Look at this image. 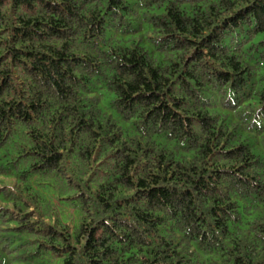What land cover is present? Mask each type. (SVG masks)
Here are the masks:
<instances>
[{
    "label": "trees",
    "instance_id": "obj_1",
    "mask_svg": "<svg viewBox=\"0 0 264 264\" xmlns=\"http://www.w3.org/2000/svg\"><path fill=\"white\" fill-rule=\"evenodd\" d=\"M0 264H264V0H0Z\"/></svg>",
    "mask_w": 264,
    "mask_h": 264
},
{
    "label": "rangeland",
    "instance_id": "obj_2",
    "mask_svg": "<svg viewBox=\"0 0 264 264\" xmlns=\"http://www.w3.org/2000/svg\"><path fill=\"white\" fill-rule=\"evenodd\" d=\"M33 210V209H32ZM71 211V210H70ZM50 221V220H49ZM52 222V221H51Z\"/></svg>",
    "mask_w": 264,
    "mask_h": 264
}]
</instances>
